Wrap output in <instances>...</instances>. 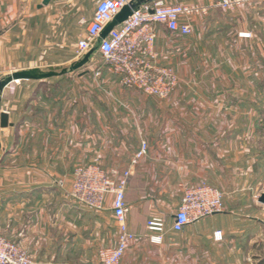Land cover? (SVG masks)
<instances>
[{
  "label": "crops",
  "instance_id": "obj_1",
  "mask_svg": "<svg viewBox=\"0 0 264 264\" xmlns=\"http://www.w3.org/2000/svg\"><path fill=\"white\" fill-rule=\"evenodd\" d=\"M43 1L0 0V73L70 68L85 57L76 58L79 28L94 12L82 9L95 0L40 9ZM213 3H182L209 8L190 21L189 37L157 28L159 62L179 78L166 100L124 88L107 70L97 76L96 50L81 69L4 90L0 112L14 126L0 129V237L39 264H99L118 241L113 197L97 212L70 196L75 169L98 165L109 176L131 172L126 221L136 240L125 264H248L264 233V5ZM142 142L148 151L136 161ZM201 184L223 194L225 211L173 232L183 187ZM153 218L165 221L161 245L149 240Z\"/></svg>",
  "mask_w": 264,
  "mask_h": 264
},
{
  "label": "built area",
  "instance_id": "obj_2",
  "mask_svg": "<svg viewBox=\"0 0 264 264\" xmlns=\"http://www.w3.org/2000/svg\"><path fill=\"white\" fill-rule=\"evenodd\" d=\"M137 0H98L93 19L87 24L85 35L80 39L76 58L80 59L99 45V53L104 66L98 68L100 76L106 70L118 77L120 84L128 90L140 91L145 96L161 100L168 99L179 85L175 69L162 65L155 50L158 26L165 27L170 33L180 37L192 34L190 21L195 17L206 16L209 8L202 5L176 4L165 0H154L142 4L139 9L107 38L101 34L121 11ZM214 7L234 11L248 3H261L264 0H213ZM85 24V21H83ZM241 38H251V34H241ZM4 77L0 73V82ZM148 151V144L142 142L135 156L136 161ZM71 198L80 205L97 212L106 209V199L113 197L112 212L118 227V241L114 248L99 252V264H125V253L136 240L130 232L126 216L129 207L126 201V189L131 176L130 171L119 174L113 171L109 176L98 165L78 166L73 175ZM225 211L223 194L207 184L195 187H183V198L179 209L173 215L171 230L180 233L186 227L203 221ZM147 229L151 233L152 244L161 245L164 241L166 225L161 218L148 221ZM216 239H222L216 233ZM0 264H39L20 245L6 237H0Z\"/></svg>",
  "mask_w": 264,
  "mask_h": 264
},
{
  "label": "water",
  "instance_id": "obj_3",
  "mask_svg": "<svg viewBox=\"0 0 264 264\" xmlns=\"http://www.w3.org/2000/svg\"><path fill=\"white\" fill-rule=\"evenodd\" d=\"M52 0H44L40 5V9L42 7H46L51 3ZM149 1L154 0H137L135 3L130 6L125 7L121 13L107 25L100 38L105 39L113 31L116 27L120 26L124 23L132 14L133 11L139 9V7ZM95 52V49L91 50L89 53L85 55L82 61L78 62L75 65H72L70 68H55L49 67L48 69H30L24 71H16L11 73L10 75L4 77L0 82V104H1V96L4 90L11 85L12 83L20 82V81H46L55 77L66 75L69 71L78 70L84 67L88 62L92 54ZM10 116L6 112H0V129H6L9 127H13L14 125L9 123ZM5 157L4 149L2 148L0 141V162ZM260 202L264 204V193L260 198Z\"/></svg>",
  "mask_w": 264,
  "mask_h": 264
},
{
  "label": "rangeland",
  "instance_id": "obj_4",
  "mask_svg": "<svg viewBox=\"0 0 264 264\" xmlns=\"http://www.w3.org/2000/svg\"><path fill=\"white\" fill-rule=\"evenodd\" d=\"M165 1L167 3H169V4H172V5L189 2V0H165ZM96 4H97L96 0L95 1H89V2L86 1L85 6H83L84 9H82V11L84 13H90L91 11L94 12ZM65 12H67V11H65ZM67 14L68 13H65V16H64L66 21H67V17H66ZM60 18H62V17H60ZM75 29H78V26L77 27L75 26ZM79 29L81 31L80 33H81V38H82L85 35L86 29H87V25L83 24V19L82 18H81V24H80V28ZM68 39H69V36L67 35L66 40L68 41ZM78 43H79V41H78ZM96 57H97V61L99 62L98 66H97V69L100 68V67H103V66L105 68L104 61H103L101 55L98 53L96 55ZM97 69H96L95 73L97 72ZM2 76L6 77V75H4V74H2ZM82 85H84V84H82ZM261 105H263V103ZM263 107H264V105H263ZM260 121H262V122L264 121V115L261 116ZM263 138H264V136H263ZM248 264H264V233L257 240V242H256V244L254 246V249H252L251 252L248 253Z\"/></svg>",
  "mask_w": 264,
  "mask_h": 264
},
{
  "label": "trees",
  "instance_id": "obj_5",
  "mask_svg": "<svg viewBox=\"0 0 264 264\" xmlns=\"http://www.w3.org/2000/svg\"><path fill=\"white\" fill-rule=\"evenodd\" d=\"M98 49H99V45L96 46L95 50L98 51Z\"/></svg>",
  "mask_w": 264,
  "mask_h": 264
}]
</instances>
